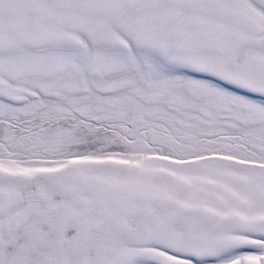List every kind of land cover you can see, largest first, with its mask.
<instances>
[{
	"label": "snow or ice",
	"instance_id": "1",
	"mask_svg": "<svg viewBox=\"0 0 264 264\" xmlns=\"http://www.w3.org/2000/svg\"><path fill=\"white\" fill-rule=\"evenodd\" d=\"M0 264H264V0H0Z\"/></svg>",
	"mask_w": 264,
	"mask_h": 264
}]
</instances>
